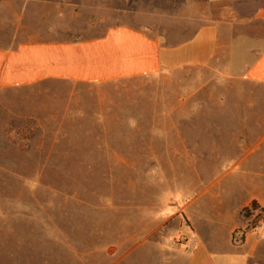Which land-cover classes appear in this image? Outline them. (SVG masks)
Masks as SVG:
<instances>
[{"label":"crops","instance_id":"0c3cea01","mask_svg":"<svg viewBox=\"0 0 264 264\" xmlns=\"http://www.w3.org/2000/svg\"><path fill=\"white\" fill-rule=\"evenodd\" d=\"M19 1L11 45L0 47V89L39 88L55 98L40 101L37 151L25 152L23 161L0 157V171L235 172L218 189L200 177L166 182L171 197L163 213L157 189L156 201L140 202V183L159 188L167 179L107 180L105 204L126 215L118 228L133 220V233L120 232L109 249L138 252L135 264L143 251L168 253L165 264H249L251 233L239 244L231 238L243 226V208L255 201L264 211V0H166L164 10L149 12V22L113 23L87 38H71L68 27L52 21L55 11L50 16L45 5L57 2ZM196 70L245 86V97L191 99L189 75ZM153 78L159 82L150 84L151 97L109 93L120 82ZM127 187L133 218L125 212ZM59 188L44 183L39 195L74 197ZM6 192L24 189L0 188V196ZM1 203L0 221L22 217L7 215ZM38 218L45 228V215ZM179 234L188 240L179 244Z\"/></svg>","mask_w":264,"mask_h":264},{"label":"rangeland","instance_id":"374dc122","mask_svg":"<svg viewBox=\"0 0 264 264\" xmlns=\"http://www.w3.org/2000/svg\"><path fill=\"white\" fill-rule=\"evenodd\" d=\"M48 1L58 4L55 3L57 4L56 9L54 5L46 4V13L51 16L55 11L56 18H52V21H60L68 27L67 35L71 38L98 35L113 23L136 26L149 22V12L155 9L164 10L167 4L166 0H45L46 3ZM20 3L19 0H0V47L2 48L11 45L10 39L15 25L14 16ZM181 79L179 76L178 84L182 83ZM158 82L156 78L123 81L116 84L117 91L113 89L114 92L109 93L111 96L124 98H138L143 93L146 97H151L149 95L153 91H150V84L155 86ZM203 83H207L208 86L197 91ZM188 85L190 98L195 100L245 97V86L232 84L229 81L214 80L210 74L197 70L190 73ZM181 92L183 90L180 89ZM175 93L177 91H174V97H176ZM50 95L39 88L0 89L1 158L23 161L25 152L37 151L36 117L39 110L44 108L39 106L40 101L55 98L52 94ZM197 109L191 106V111ZM55 149L61 151L62 147L57 146ZM194 171L192 168L173 172L81 169L43 172L0 171V188L24 189L22 194L6 192L7 194L0 196L1 207H3L1 211L4 210L9 216L12 214L22 216L20 219L0 221V223L7 221L12 223V226L0 225V264H135V254L138 252L109 249L108 241L111 239L117 241V236L122 235L120 232L133 233V220L128 216L125 219L126 227L118 228V223L120 226L121 221L124 220L119 221V216L126 217V215L124 209L119 210L113 207L110 210L105 204V192L109 189L106 181L110 179L133 180L142 177L141 180L143 178L159 179L161 184L167 179L168 181L161 184L163 187L159 188L149 183L146 185L144 181L140 183L142 193L140 202L147 205L151 201H156L157 189L158 212L163 213L164 208L168 209L167 203L171 197L170 192L165 188L166 182L187 180L192 183L200 177L206 183H212L214 189H218L226 186L235 174V172L227 171ZM44 183L60 187L59 189H72L75 195L73 198L58 197V199H54L53 195L41 196L39 188L43 191ZM25 189H28V193ZM128 190L130 189L127 187V193L124 195L125 200L129 201L126 202L128 207L125 212L131 213L133 218L134 200ZM40 199H44V207L43 205L39 207ZM115 203H118L117 199ZM144 212L148 214L149 210ZM40 214L45 215V228H41L38 224ZM55 216H60L58 219H61L62 223L61 233L58 235L53 225ZM241 217L243 226L238 229L251 233L254 239L250 246L252 255L249 264H264V233L261 231L264 226V220H262L264 211H252L249 217L245 219ZM251 222H255V227L247 230ZM226 238V231L221 230L218 237L220 246H225ZM187 240L188 238L182 234L177 236L179 244ZM187 250L192 251L189 247ZM139 254L142 256L141 264L167 263L164 260H167L168 253L165 254L162 251H143Z\"/></svg>","mask_w":264,"mask_h":264},{"label":"trees","instance_id":"16d2710c","mask_svg":"<svg viewBox=\"0 0 264 264\" xmlns=\"http://www.w3.org/2000/svg\"><path fill=\"white\" fill-rule=\"evenodd\" d=\"M257 210H258V212L262 211V209L258 206V204L255 201H253L250 204V208L245 207L242 209L241 216H243V218L245 219V218L249 217L250 215H252V211L254 212ZM251 223L252 224L249 223V225L247 226V230H251L255 227V222H251Z\"/></svg>","mask_w":264,"mask_h":264},{"label":"built area","instance_id":"2783aa9c","mask_svg":"<svg viewBox=\"0 0 264 264\" xmlns=\"http://www.w3.org/2000/svg\"><path fill=\"white\" fill-rule=\"evenodd\" d=\"M262 220H264V219H262ZM245 233L246 232L243 231V230L242 231L239 230V229L234 230L233 231V234H232V240H233V242L235 244H239L243 240Z\"/></svg>","mask_w":264,"mask_h":264}]
</instances>
